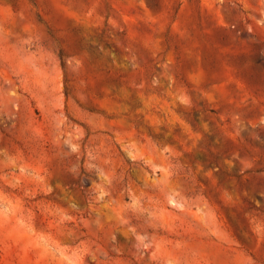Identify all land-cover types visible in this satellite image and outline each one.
Instances as JSON below:
<instances>
[{"label": "rangeland", "instance_id": "obj_1", "mask_svg": "<svg viewBox=\"0 0 264 264\" xmlns=\"http://www.w3.org/2000/svg\"><path fill=\"white\" fill-rule=\"evenodd\" d=\"M0 264H264V0H0Z\"/></svg>", "mask_w": 264, "mask_h": 264}]
</instances>
